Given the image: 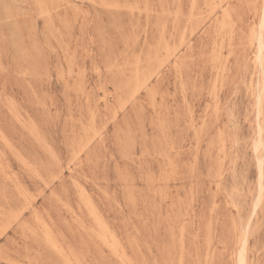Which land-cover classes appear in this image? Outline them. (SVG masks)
Returning <instances> with one entry per match:
<instances>
[{"label": "rangeland", "instance_id": "obj_1", "mask_svg": "<svg viewBox=\"0 0 264 264\" xmlns=\"http://www.w3.org/2000/svg\"><path fill=\"white\" fill-rule=\"evenodd\" d=\"M0 264H264V0H0Z\"/></svg>", "mask_w": 264, "mask_h": 264}, {"label": "bare ground", "instance_id": "obj_2", "mask_svg": "<svg viewBox=\"0 0 264 264\" xmlns=\"http://www.w3.org/2000/svg\"><path fill=\"white\" fill-rule=\"evenodd\" d=\"M260 27V26H259ZM260 31V30H259ZM259 34V33H258ZM259 37V36H258ZM257 43V42H256ZM259 46V45H258ZM259 50V49H258ZM262 50V49H261ZM260 51V50H259ZM258 52V51H257ZM261 55V54H260ZM258 63H259V61H258ZM262 92V91H261ZM257 98H259L258 96H256ZM256 100V99H255ZM257 102V101H256ZM257 107V106H256ZM258 144H259V140H258ZM257 145V144H256ZM260 145V144H259ZM255 147H257V146H255ZM261 160V159H260ZM261 162V161H260ZM260 181V180H259ZM257 208V207H256ZM106 242V241H105ZM242 252V251H241ZM240 262L242 263L243 262V260L241 259L240 260Z\"/></svg>", "mask_w": 264, "mask_h": 264}]
</instances>
